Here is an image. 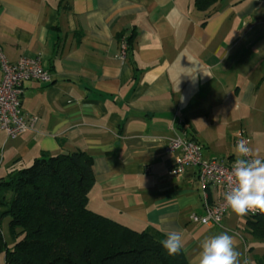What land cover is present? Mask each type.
<instances>
[{"label": "crops", "instance_id": "0c3cea01", "mask_svg": "<svg viewBox=\"0 0 264 264\" xmlns=\"http://www.w3.org/2000/svg\"><path fill=\"white\" fill-rule=\"evenodd\" d=\"M213 7L205 17L193 0H0L4 57L39 56L50 75L23 84L20 107L36 118L33 129L15 137L0 131V179L35 158L79 150L92 160V212L165 238L179 231L188 264L204 239L221 233L233 237L241 264H259L264 239L247 223L252 216L228 208L220 224L193 222L204 213L196 168L170 175L177 155L166 152L170 138L185 133L204 159H237L235 132L248 136L261 106L264 73L255 75L254 64L264 62V1ZM122 35L131 38L124 59ZM221 104L236 112L233 120ZM254 142L251 156L264 160ZM220 196L211 189L207 199Z\"/></svg>", "mask_w": 264, "mask_h": 264}, {"label": "trees", "instance_id": "16d2710c", "mask_svg": "<svg viewBox=\"0 0 264 264\" xmlns=\"http://www.w3.org/2000/svg\"><path fill=\"white\" fill-rule=\"evenodd\" d=\"M216 2L193 0V5L207 17ZM130 39H119L126 43V54ZM93 181L92 160L79 150L35 158L1 178L0 219H9L14 237L7 248L0 230L4 263L188 264L183 251L167 255L161 244L166 238L155 229L134 231L89 210L87 194ZM252 218L247 223L264 239V214ZM258 263L264 264V257Z\"/></svg>", "mask_w": 264, "mask_h": 264}, {"label": "built area", "instance_id": "2783aa9c", "mask_svg": "<svg viewBox=\"0 0 264 264\" xmlns=\"http://www.w3.org/2000/svg\"><path fill=\"white\" fill-rule=\"evenodd\" d=\"M264 1V0H262ZM127 46L124 40L120 41L119 58L126 57ZM0 131L8 137H15L29 129H33L35 117H26L20 107L23 93V84L27 81L49 82L50 75L42 64L41 57H20L15 62H8L0 48ZM245 140L249 147V138L243 128L235 132V144L239 140ZM177 152L175 162L170 169L171 176H180L187 167H195L199 187L204 201V213L192 214L190 219L201 224H220L228 206L225 202V193L231 190L234 181L232 175L233 164L231 161L220 158L204 159L201 146L198 142L187 137L176 136L170 138L166 146V152ZM249 158H252L249 157ZM211 189H219L221 196L216 202H209L207 194ZM248 216H254L251 212Z\"/></svg>", "mask_w": 264, "mask_h": 264}, {"label": "clouds", "instance_id": "9594fccd", "mask_svg": "<svg viewBox=\"0 0 264 264\" xmlns=\"http://www.w3.org/2000/svg\"><path fill=\"white\" fill-rule=\"evenodd\" d=\"M234 151L238 158L229 177L234 184L225 193L226 205L237 216H246L250 212L253 215L257 212L264 214V160L249 158L252 150L243 139L237 142ZM161 244L169 256L180 254L184 247L181 233L177 230L167 231ZM196 264H241L233 237L221 233L204 239ZM244 264L250 262L245 261Z\"/></svg>", "mask_w": 264, "mask_h": 264}, {"label": "rangeland", "instance_id": "374dc122", "mask_svg": "<svg viewBox=\"0 0 264 264\" xmlns=\"http://www.w3.org/2000/svg\"><path fill=\"white\" fill-rule=\"evenodd\" d=\"M255 73H264V62L259 61L258 59L255 60V64H254V74ZM260 77L261 76L254 78V80L258 82L257 84H259V82L261 80ZM260 83H261V92H260L259 102H261L260 103L261 106L253 111L252 121H251V126L253 127V131H250V129L249 130L247 129V131H248L247 133H248V136L250 139L249 148L251 147L253 140H255L254 143L261 144V148L264 149V130H262V129L260 130L261 127L264 128V81H261ZM219 110H220V113L222 115H223V113H226V116L224 118L229 119V120H230V118H231V120H233V116H234V114H236L235 111L229 109L228 105H222L221 104L219 107ZM248 112H250V111H248ZM237 114H238V112H237ZM241 115L243 116L242 113H241ZM217 117H221V116L218 115ZM215 119H217V118H215ZM258 124H261V126H258ZM235 125L236 124H233L232 127H235ZM252 158H254V157H252ZM0 213H1V211H0ZM8 221H9V219L6 217L0 219V224L1 223L3 224L2 229L0 228V230H1L3 240L5 242L6 247L10 248L13 245L14 237H13V234H12V232L8 226ZM0 264H5L4 263V251H0Z\"/></svg>", "mask_w": 264, "mask_h": 264}]
</instances>
